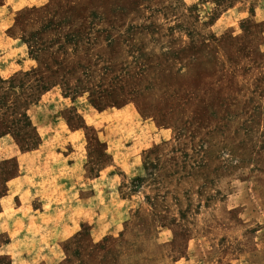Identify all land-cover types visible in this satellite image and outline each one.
<instances>
[{"label": "rangeland", "instance_id": "rangeland-1", "mask_svg": "<svg viewBox=\"0 0 264 264\" xmlns=\"http://www.w3.org/2000/svg\"><path fill=\"white\" fill-rule=\"evenodd\" d=\"M0 264H264V0H0Z\"/></svg>", "mask_w": 264, "mask_h": 264}]
</instances>
